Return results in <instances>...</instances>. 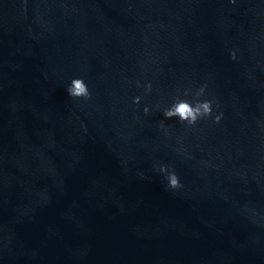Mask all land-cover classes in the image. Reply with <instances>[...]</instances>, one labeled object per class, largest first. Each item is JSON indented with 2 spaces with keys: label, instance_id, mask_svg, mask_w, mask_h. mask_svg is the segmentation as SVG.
Instances as JSON below:
<instances>
[{
  "label": "water",
  "instance_id": "obj_1",
  "mask_svg": "<svg viewBox=\"0 0 264 264\" xmlns=\"http://www.w3.org/2000/svg\"><path fill=\"white\" fill-rule=\"evenodd\" d=\"M0 264H264V0H0Z\"/></svg>",
  "mask_w": 264,
  "mask_h": 264
},
{
  "label": "clouds",
  "instance_id": "obj_2",
  "mask_svg": "<svg viewBox=\"0 0 264 264\" xmlns=\"http://www.w3.org/2000/svg\"><path fill=\"white\" fill-rule=\"evenodd\" d=\"M230 2H233V0H230ZM230 58L236 59L234 51L230 52ZM151 87V83H147L145 85V91H150ZM205 89L206 85H201L195 92H192L191 89H185L183 95H191L192 100L189 101L187 99L176 97L170 106L163 109L162 116L165 119H171L173 117H176L178 118L179 122H184L188 126H192L196 124L198 120L205 119L210 116L214 123H219L223 113L218 112L213 115L214 101L211 99H200V97L204 96ZM66 93L68 96L73 98L83 97L85 99L90 98L91 95L88 86L84 82L83 78H73L66 88ZM140 99V96H134L132 97V102L134 104H138L140 102ZM216 106L219 107V105ZM143 111L145 113H148V106H145ZM158 171L162 174H166L165 179L167 181V188L177 189L183 186L175 171H169L168 166L160 164L158 167Z\"/></svg>",
  "mask_w": 264,
  "mask_h": 264
}]
</instances>
